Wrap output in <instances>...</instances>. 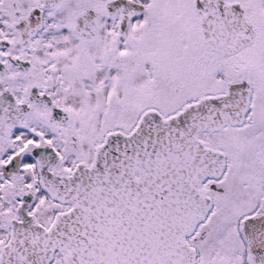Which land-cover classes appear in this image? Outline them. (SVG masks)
<instances>
[{"label":"snow or ice","instance_id":"6c2138e0","mask_svg":"<svg viewBox=\"0 0 264 264\" xmlns=\"http://www.w3.org/2000/svg\"><path fill=\"white\" fill-rule=\"evenodd\" d=\"M0 264H264V0H0Z\"/></svg>","mask_w":264,"mask_h":264}]
</instances>
